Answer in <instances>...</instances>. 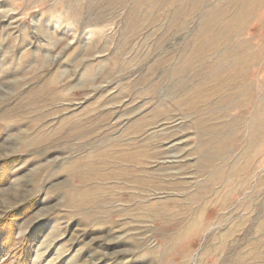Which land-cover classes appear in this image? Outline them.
Returning <instances> with one entry per match:
<instances>
[{
    "label": "rangeland",
    "instance_id": "374dc122",
    "mask_svg": "<svg viewBox=\"0 0 264 264\" xmlns=\"http://www.w3.org/2000/svg\"><path fill=\"white\" fill-rule=\"evenodd\" d=\"M0 168V264H264V0H0Z\"/></svg>",
    "mask_w": 264,
    "mask_h": 264
},
{
    "label": "trees",
    "instance_id": "16d2710c",
    "mask_svg": "<svg viewBox=\"0 0 264 264\" xmlns=\"http://www.w3.org/2000/svg\"><path fill=\"white\" fill-rule=\"evenodd\" d=\"M4 166H7L8 167V162H4V164H3V167ZM2 167V168H3ZM2 168H0V169H2ZM6 168V167H5ZM5 178H3V180H4ZM24 211V207L23 208H20L19 210H15V211H13V212H11V214L9 213L8 215H7V218L5 219V221H9V219L11 218V217H13V216H15V217H19L20 216V214L22 215V212ZM5 221H0V256H1V254H4V252H5V250H6V248H7V246H8V244H9V242H10V239H8V237H10V234H8V235H5V231H4V229H1V222H5ZM32 234L33 233H31V234H28L26 237H27V239L25 240V242H24V246L23 247H26V246H29L30 245V243H31V237H32ZM26 258H27V256H26Z\"/></svg>",
    "mask_w": 264,
    "mask_h": 264
},
{
    "label": "bare ground",
    "instance_id": "6f19581e",
    "mask_svg": "<svg viewBox=\"0 0 264 264\" xmlns=\"http://www.w3.org/2000/svg\"><path fill=\"white\" fill-rule=\"evenodd\" d=\"M263 113V112H262Z\"/></svg>",
    "mask_w": 264,
    "mask_h": 264
}]
</instances>
